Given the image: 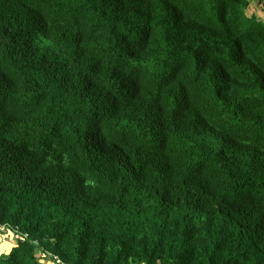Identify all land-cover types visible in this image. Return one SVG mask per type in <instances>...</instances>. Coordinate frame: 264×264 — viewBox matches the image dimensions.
Listing matches in <instances>:
<instances>
[{"label": "trees", "instance_id": "16d2710c", "mask_svg": "<svg viewBox=\"0 0 264 264\" xmlns=\"http://www.w3.org/2000/svg\"><path fill=\"white\" fill-rule=\"evenodd\" d=\"M253 1L0 0V264H264Z\"/></svg>", "mask_w": 264, "mask_h": 264}, {"label": "rangeland", "instance_id": "374dc122", "mask_svg": "<svg viewBox=\"0 0 264 264\" xmlns=\"http://www.w3.org/2000/svg\"><path fill=\"white\" fill-rule=\"evenodd\" d=\"M263 4H264V0H254L247 11L248 16L254 15L264 23ZM15 235L16 234H14L11 230L8 229L4 231V233H0V254L6 255L11 250V248L16 244Z\"/></svg>", "mask_w": 264, "mask_h": 264}]
</instances>
